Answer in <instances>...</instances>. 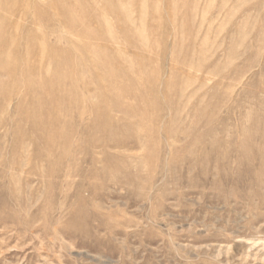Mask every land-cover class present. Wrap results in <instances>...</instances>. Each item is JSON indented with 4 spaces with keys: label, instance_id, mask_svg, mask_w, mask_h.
Masks as SVG:
<instances>
[{
    "label": "rangeland",
    "instance_id": "374dc122",
    "mask_svg": "<svg viewBox=\"0 0 264 264\" xmlns=\"http://www.w3.org/2000/svg\"><path fill=\"white\" fill-rule=\"evenodd\" d=\"M105 1L0 2V264H264V0Z\"/></svg>",
    "mask_w": 264,
    "mask_h": 264
},
{
    "label": "bare ground",
    "instance_id": "6f19581e",
    "mask_svg": "<svg viewBox=\"0 0 264 264\" xmlns=\"http://www.w3.org/2000/svg\"><path fill=\"white\" fill-rule=\"evenodd\" d=\"M1 1H2V3H4V4H3V8H4L6 11L11 9L12 6H9V7L6 6V0H1ZM1 1H0V2H1ZM106 1H107V0H106ZM106 1H105V2H106ZM114 1H115V0H114ZM7 3H9V2H7ZM108 3H109V1H108ZM110 3H112V1H111ZM34 4H35V3H34ZM8 5H10V3H9ZM25 5H26V4H25ZM111 5H112V4H111ZM114 5H115V4H114ZM64 10H65V9H64ZM6 11H5V12H6ZM124 11H125V10H124ZM7 12H8V11H7ZM27 13H28V12H27ZM125 13H126V12H125ZM127 16H128V15H127ZM9 17H10V16H9ZM78 28H79V27H78ZM68 30H69V29H68ZM71 30H72V29H71ZM74 30H75V29H74ZM76 30H77V29H76ZM29 31H30V30H29ZM61 36H62V35H61ZM63 36H64V35H63ZM59 37H60V36H59ZM114 39H115V38H113V40H114ZM64 42H65V41H64ZM26 45H27V43H26ZM85 46H86V45H85ZM1 47H2V46H1ZM87 48H88V47H87ZM3 49H4V48H3ZM79 50H80V49H79ZM86 50H87V49H86ZM25 54H26V53H25ZM101 67H102V66H101ZM102 68H103V67H102ZM39 71H40V70H39ZM44 71H45V70H44ZM0 74H1V73H0ZM8 74H9V73H8ZM10 74L12 75V73H10ZM1 76H2V75H1ZM7 76H8V75H6L5 78H6ZM29 76H30V75H29ZM52 76H53V75H52ZM2 77H3V76H2ZM10 78H11V76H10ZM6 79H7V78H6ZM14 79H15V77H14ZM14 79H13V81H14ZM9 80H10V79H9V77H8V81H9ZM20 82H21V81H20ZM13 83H14V82H13ZM50 85H51V83H50ZM1 87H2V86H1ZM71 99H72V98H71ZM32 100H33V99H32ZM31 102H32V101H31ZM86 102H87V101H86ZM32 103H33V102H32ZM28 104H29V103H28ZM30 105H31V104H30ZM31 106H32V105H31ZM120 108H121V107H120ZM21 109H22V108H21ZM122 109H123V108H122ZM16 110H18V108H17ZM25 111H27V110L25 109ZM25 111H24V112H25ZM20 112H21V111H20ZM28 112H29V111H28ZM28 112H25V113L28 115ZM34 112H35V111H34ZM48 112H49V111H48ZM58 112H59V111H58ZM17 114H18V113H17ZM21 114H23V113H21ZM37 114H38V113H37ZM52 114H53V113H52ZM99 114H101V113L99 112ZM18 115H19V114H18ZM27 115H26V116H27ZM43 115H44V114H43ZM49 115H50V114H49ZM101 115H102V114H101ZM26 116L23 117V118H25L24 120H26V118H27ZM50 116H51V115H50ZM104 116H105V114H104ZM28 117H29V116H28ZM30 117L32 118L31 115H30ZM36 118H37V117H36ZM97 119H98V118H97ZM35 120H36V119H35ZM105 120H107V119H105ZM110 120H111V119H110ZM101 121H102V118H101ZM101 121L99 120V122H101ZM42 122H43V121H42ZM56 122H57V121H56ZM56 122H55V124H53V126L58 127V126H56V125H57ZM97 122H98V121H97ZM97 122H96V123H97ZM102 122H103V121H102ZM109 122H110V121H109ZM37 123H38V122H37ZM43 123H44V122H43ZM53 123H54V122H53ZM46 124H47V123H46ZM46 124H45L44 126H46ZM50 124L52 125V123H50ZM50 124H47V125L50 126ZM102 124H103V123H102ZM105 124H106V123H105ZM93 125H94V123H93ZM96 125H97V124H96ZM96 125H95V127H96ZM108 125H109V124H108ZM40 126L44 129V126H42V125H40ZM110 126H111V124H110ZM51 127H52V126H51ZM100 128H101V127H100ZM19 129H20V128H19ZM22 129H23V128H22ZM29 129H31V128H29ZM43 129H42V131H43ZM52 129H53V127H52ZM55 129H56V128H55ZM55 129H54V131H55ZM48 130H49V129H48ZM48 130L46 129V131H48ZM50 130H51V129H50ZM30 131H31V130H30ZM38 131H39V130H38ZM54 131H53V132H54ZM62 131H63V130H62ZM92 131H93V130H92ZM18 132H19V131H18ZM21 132H22V130H21ZM43 133H44V131H43ZM24 134H25V133H23V136L26 135V134H25V135H24ZM32 134H33V133H32ZM34 134H35V133H34ZM21 135H22V133H21ZM62 135H63V134H62ZM43 136H44V135H43ZM58 136H59V135H58ZM59 137H60V136H59ZM64 137H65V136H64ZM36 138H37V137H36ZM39 138H40V137H39ZM43 138H44V137H43ZM66 139H67V138H66ZM249 139H250V138H249ZM251 139H252V138H251ZM262 139H263V138H262ZM118 140H119V139H118ZM247 140H248V139H247ZM34 141H35V140H34ZM40 141H41V140H40ZM121 141H122V140H121ZM252 141H253V139H252ZM260 141H261V140H260ZM46 142H47V141H46ZM53 142L55 143V141L52 140V143H53ZM67 142H69V141H67ZM106 142H107V140H106ZM122 142H123V141H122ZM39 143H40V142H39ZM63 143H64V142H63ZM63 143H62V144H63ZM65 143H66V142H65ZM42 144H43V143H42ZM42 144H41V145H42ZM20 145H21V143H20ZM43 145H44V144H43ZM45 145H46V143H45ZM122 146H123V145H122ZM19 147H20V146H19ZM19 147H18V148H19ZM43 147H45V146H43ZM51 147H52V146H51ZM51 147H50V148H51ZM254 147H255V146H254ZM259 147H260V146H259ZM262 147H263V146H262ZM46 148H47V147H46ZM240 148H241V147H240ZM254 149H255V148H254ZM261 149H262V148H261ZM39 150H40V149H39ZM48 150H49V149H48ZM18 151H20V148H19ZM34 151H35V150H34ZM49 151H50V150H49ZM236 151H237V150H236ZM241 151H242V150H241ZM244 151H245V150H244ZM38 153H39V152H38ZM237 153H239V152H237ZM255 154H256V153H255ZM40 155H41V154H40ZM43 155H44V154H43ZM210 155H211V154H210ZM229 155H230V154H229ZM232 155H233V154H232ZM234 155H235V154H234ZM238 155H239V154H238ZM238 155H237V156H238ZM35 156H38V155L35 154ZM237 156H236V157H237ZM255 156H256V155H255ZM257 156H258V155H257ZM259 156H260V155H259ZM40 157H42V156H40ZM49 157H50V156H49ZM49 157H48V159H50ZM51 157H52V156H51ZM59 157H60V156H59ZM61 157H62V156H61ZM227 157H228V156H227ZM230 157H231V156H230ZM243 157H244V156H243ZM260 157H261V156H260ZM46 158H47V156H46ZM52 158H53V157H52ZM57 158H58V157H57ZM241 158H242V157H241ZM238 159H239V158H238ZM248 159H249V161H250V157H249ZM57 160H59V159H57ZM234 160H235V159H234ZM60 161H61V160H60ZM207 161H208V160H207ZM91 162H92V161H91ZM221 162H222V160H221ZM225 162H226V161H225ZM231 162H233V159H232V161H230V163H231ZM241 162H242V161H241ZM261 162H262V160H261ZM261 162H260V163H261ZM52 163H53V162H52ZM56 163H57V162H56ZM60 163H61V162H60ZM219 163H220V162H219ZM243 163H244V162H243ZM245 163H246V162H245ZM251 163H252V162H251ZM262 163H263V162H262ZM236 164H237V163H236ZM247 164H248V162H247ZM57 165H58V164H57ZM231 165H232V164H231ZM248 165H249V164H248ZM250 165H252V164H250ZM250 165H249V166H250ZM257 165H259V164H257ZM49 166H51V165H49ZM235 166H236V165H235ZM239 166H240V165H239ZM241 166H242V165H241ZM241 166H240V167H241ZM246 166H247V165H246ZM229 167H230V166H229ZM231 167H232V166H231ZM236 167H237V166H236ZM258 167H259V166H258ZM258 167H257V168H258ZM262 167H263V166H262ZM246 168H247V167H246ZM248 168H249V167H248ZM253 168H254V167H253ZM259 168H260V167H259ZM238 169H239V168H238ZM241 169H242V168H241ZM241 169H240V170H241ZM250 169H251V167H250ZM250 169H249V170H250ZM228 170H229V169H228ZM254 170H255V169H254ZM259 170H260V169H259ZM259 170H258V171H259ZM261 170H262V173H263V169H261ZM247 172H248V171H247ZM250 172H251V171H250ZM260 172H261V171H260ZM239 173H240V172H239ZM256 173H257V172H256ZM237 174H238V173H237ZM250 174H251V173H250ZM258 174L260 175V173H258ZM263 174H264V173H263ZM263 174H262V175H263ZM2 175H3V174H2ZM232 175H233V174H232ZM235 175H236V174H235ZM235 175H233V176H235ZM233 176H232V177H233ZM251 176H253V175L251 174ZM255 176H256V174H255ZM241 177H243V176H241ZM236 178H237V177H236ZM238 178H239V177H238ZM257 178H259V176H258ZM262 178H263V177H262ZM231 179H232V178H231ZM243 179H245V177H244ZM243 179H242V180H243ZM234 180H237V179L234 178ZM238 180H239V179H238ZM252 180H254V179H252ZM239 181H240V180H239ZM243 181H244V180H243ZM246 182H247V181H246ZM258 182H259V181H258ZM236 183H237V182H236ZM253 183H255V182H253ZM256 183H257V182H256ZM3 184H4V183H3ZM259 184H260V183H259ZM251 185H252V184H251ZM256 185H258V184H256ZM233 186H234V185H233ZM2 187H3V186H2ZM2 187H1V188H2ZM234 187H235V186H234ZM238 187H239V186H238ZM255 187H257V186H255ZM4 188H6V187H4ZM247 188H248V186H247ZM261 188H262V187H261ZM7 189H8V188H7ZM240 189H241V186H240ZM245 189H246V188H245ZM0 190H1V189H0ZM2 190H3V189H2ZM8 190H9V189H8ZM43 190H44V189H43ZM45 190H46V186H45ZM252 190H253V189H252ZM258 190H260V189H258ZM253 191H254V190H253ZM262 191H263V190H262ZM5 192H6V191H5ZM260 193H261V191H260ZM5 194H6V193H5ZM7 194H8V193H7ZM46 194H47V192H46ZM261 194H262V193H261ZM257 195H258V194H256V196H257ZM8 197H9V196H8ZM15 198H16V196H15ZM15 198H14V199H15ZM48 198H49V197H48ZM5 199H6V198H5ZM9 199H11V197H10ZM246 199H247V198H246ZM251 199H252V198H251ZM260 199H261V198H260ZM3 200H4V199H3ZM6 200H7V199H6ZM15 200H16V199H15ZM258 200H259V199H258ZM6 202H8V201H6ZM12 202H13V201H12ZM262 202H263V201H262ZM1 203H2V202H1ZM3 203H5V202H3ZM10 204H11V203H10ZM2 205H3V204H2ZM14 205H15V204H14ZM8 207H9V205H8ZM0 209H1V208H0ZM2 210H3V209H2ZM0 212H1V211H0ZM7 212H8V211H7ZM2 216H3V215H2ZM7 217H8V216H7Z\"/></svg>",
    "mask_w": 264,
    "mask_h": 264
}]
</instances>
